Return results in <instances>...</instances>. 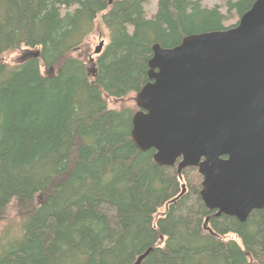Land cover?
Returning <instances> with one entry per match:
<instances>
[{
  "label": "trees",
  "instance_id": "obj_1",
  "mask_svg": "<svg viewBox=\"0 0 264 264\" xmlns=\"http://www.w3.org/2000/svg\"><path fill=\"white\" fill-rule=\"evenodd\" d=\"M147 1L0 0V222L12 203L20 216L0 264H133L148 249L140 264H264V207L217 215L198 168L158 164L132 139L137 107L110 106L150 81L155 44L231 28L255 0H158L150 17Z\"/></svg>",
  "mask_w": 264,
  "mask_h": 264
},
{
  "label": "water",
  "instance_id": "obj_2",
  "mask_svg": "<svg viewBox=\"0 0 264 264\" xmlns=\"http://www.w3.org/2000/svg\"><path fill=\"white\" fill-rule=\"evenodd\" d=\"M153 50L150 81L134 97V143L155 149L160 165L196 166L205 205L245 221L264 207V0L231 28Z\"/></svg>",
  "mask_w": 264,
  "mask_h": 264
},
{
  "label": "rangeland",
  "instance_id": "obj_3",
  "mask_svg": "<svg viewBox=\"0 0 264 264\" xmlns=\"http://www.w3.org/2000/svg\"><path fill=\"white\" fill-rule=\"evenodd\" d=\"M202 3L206 7H212L216 4H220L222 7V11L223 12L226 11V7H225L223 0H202ZM157 6H158V0H148L147 3L145 4L147 16L150 17V16L154 15L155 12L157 11ZM237 20H238V16H236L232 12V14L228 16L226 24L229 25V24L235 23V22H237ZM107 40H108L107 30H105L104 28L100 29V30H94L93 33L87 39V43H86L87 53L85 54V58L87 59L90 56L96 57L98 55L95 53L96 47L100 44L101 41H104V45H106ZM19 51H15L13 53L5 54L4 55L5 57L3 56V57H1V59L7 60L11 63H14V62H16V59L19 56V54H18ZM135 96L136 95H129L127 97V99H125V100L121 99L120 101L119 100H110V106L115 107V108H119L121 106L132 104V105H135L137 107V104H136L135 99H134ZM137 109H138V107H137ZM8 216L11 219L10 221H12L15 224L14 226H17L18 222L20 220V216H19L18 208H17L15 203L10 204ZM11 223L0 222V235H2V232L4 231L6 226L10 225ZM12 232L14 233V231H12ZM12 232H11V234H12Z\"/></svg>",
  "mask_w": 264,
  "mask_h": 264
},
{
  "label": "bare ground",
  "instance_id": "obj_4",
  "mask_svg": "<svg viewBox=\"0 0 264 264\" xmlns=\"http://www.w3.org/2000/svg\"><path fill=\"white\" fill-rule=\"evenodd\" d=\"M36 56H38V55L36 54Z\"/></svg>",
  "mask_w": 264,
  "mask_h": 264
}]
</instances>
